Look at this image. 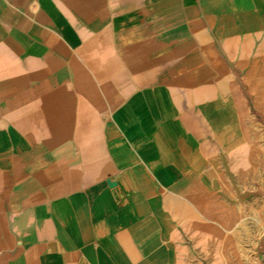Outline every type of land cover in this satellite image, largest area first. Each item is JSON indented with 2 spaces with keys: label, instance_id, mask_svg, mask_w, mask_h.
<instances>
[{
  "label": "crops",
  "instance_id": "0c3cea01",
  "mask_svg": "<svg viewBox=\"0 0 264 264\" xmlns=\"http://www.w3.org/2000/svg\"><path fill=\"white\" fill-rule=\"evenodd\" d=\"M256 35L264 0H0V264H181L169 208L245 151Z\"/></svg>",
  "mask_w": 264,
  "mask_h": 264
},
{
  "label": "rangeland",
  "instance_id": "374dc122",
  "mask_svg": "<svg viewBox=\"0 0 264 264\" xmlns=\"http://www.w3.org/2000/svg\"><path fill=\"white\" fill-rule=\"evenodd\" d=\"M243 42L245 48L234 52L253 106L248 145L218 170L217 195L173 200L169 211L181 264H264V35Z\"/></svg>",
  "mask_w": 264,
  "mask_h": 264
}]
</instances>
